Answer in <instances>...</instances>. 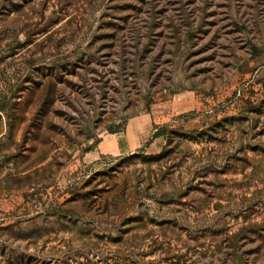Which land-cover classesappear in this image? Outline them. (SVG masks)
<instances>
[{
    "label": "rangeland",
    "instance_id": "374dc122",
    "mask_svg": "<svg viewBox=\"0 0 264 264\" xmlns=\"http://www.w3.org/2000/svg\"><path fill=\"white\" fill-rule=\"evenodd\" d=\"M0 264H264V0H0Z\"/></svg>",
    "mask_w": 264,
    "mask_h": 264
},
{
    "label": "crops",
    "instance_id": "0c3cea01",
    "mask_svg": "<svg viewBox=\"0 0 264 264\" xmlns=\"http://www.w3.org/2000/svg\"><path fill=\"white\" fill-rule=\"evenodd\" d=\"M152 114H143L130 118L123 129L117 133H105L83 154L86 161L100 155L118 156L131 153L139 148L154 151L160 144V137L149 138L152 129Z\"/></svg>",
    "mask_w": 264,
    "mask_h": 264
},
{
    "label": "trees",
    "instance_id": "16d2710c",
    "mask_svg": "<svg viewBox=\"0 0 264 264\" xmlns=\"http://www.w3.org/2000/svg\"><path fill=\"white\" fill-rule=\"evenodd\" d=\"M120 131H121V130H120ZM107 132H108V133H115V132H117V130H116V131L107 130ZM161 134H162V133H160L159 130H156L155 132H152V133H151V135H150L149 138H154V137H156V136H160ZM95 143H96V141H95ZM90 148H91V146H88V147L85 149V151L89 150Z\"/></svg>",
    "mask_w": 264,
    "mask_h": 264
}]
</instances>
